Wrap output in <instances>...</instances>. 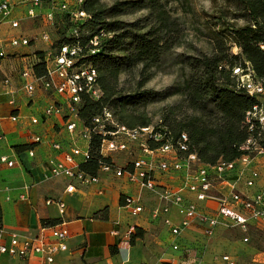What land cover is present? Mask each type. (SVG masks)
Instances as JSON below:
<instances>
[{
	"label": "built area",
	"instance_id": "2783aa9c",
	"mask_svg": "<svg viewBox=\"0 0 264 264\" xmlns=\"http://www.w3.org/2000/svg\"><path fill=\"white\" fill-rule=\"evenodd\" d=\"M84 0H18L16 5L9 1L0 3V22L11 18L15 6L25 10L26 16L38 22L44 29H55L65 20L71 25L67 33L69 43L58 47L51 46L45 53V76L36 78L32 74L33 65L37 62L25 64L20 72L22 90L32 98L37 88L51 96L64 99L63 105L49 103L43 109L42 117H63L66 132L73 139L83 138L88 141L93 135L102 137L100 155L109 158L111 165L104 164L100 171L113 172L118 178L125 177L128 182L137 184L140 189L147 191L156 199L157 206L152 208V219H162L172 241L169 248L174 253L183 249L181 241L185 232L193 227H199L204 237L211 238L221 227L237 228L247 233L250 226L264 227V78L256 77L249 66L235 67L231 75L235 81V90L243 92L255 101L244 117L247 132L245 142L239 148L242 155L232 162L218 161L216 164L204 165L196 155H185L188 150L187 137L183 134L175 144H163L156 149L149 148V142L158 143L159 134L154 131V126L147 128L129 129L120 125L113 113L104 109L102 114L95 117L90 127L82 126L78 131L76 121L82 102V96L92 100L101 97L96 79V71L87 64H80L83 48L80 44L78 25L89 19L83 11ZM12 29H18V21L10 22ZM40 39L49 43L50 34L46 30L40 33ZM11 47H28L30 41L23 36L12 37L9 40ZM93 47L90 54H95L98 41H90ZM6 53L0 50V59ZM0 83L5 88L7 96L14 95L12 79L2 77ZM8 105L15 107L14 99ZM12 122H17L16 116H11ZM33 125L38 124V119H32ZM81 124V122H80ZM82 125V124H81ZM40 136H33L31 144H40ZM65 151L60 143L52 144L55 155L48 159V175L44 181L66 179L69 182L67 193H73L74 184L87 186L98 182V177H91L80 171V164L88 158L87 151L83 154L74 143ZM32 156V151L29 152ZM127 155L131 158L124 168H117L114 157ZM138 155V156H137ZM0 163L13 167L14 163L6 157L0 158ZM179 175L180 183L177 186L159 184L157 176L174 177ZM123 206L129 209L132 216L139 215L143 208L136 205L138 200L133 197H124ZM47 205L52 202H47ZM60 215H64L65 206L56 202ZM174 209L175 218L171 216ZM50 227L51 237L55 242L46 241L44 237L30 240H20L16 235L10 237L8 246L0 243V255L27 260L31 255L40 256L45 264H52L57 253L67 251L64 241L68 231L63 226ZM135 227H129L126 237L130 238ZM113 235H118L113 232ZM247 240V239H246ZM224 264H236L228 257H222ZM167 264H180L176 259H170ZM186 264H197L195 261Z\"/></svg>",
	"mask_w": 264,
	"mask_h": 264
},
{
	"label": "trees",
	"instance_id": "16d2710c",
	"mask_svg": "<svg viewBox=\"0 0 264 264\" xmlns=\"http://www.w3.org/2000/svg\"><path fill=\"white\" fill-rule=\"evenodd\" d=\"M171 1H118L106 7L101 0H84L83 11L89 19L78 25L83 48L79 65L87 64L96 71L101 97L92 100L82 96L78 119L88 128L92 120L107 109L126 128L154 126L161 140L149 142L150 149L167 143L175 145L185 134L188 147L185 155L194 154L202 164L210 166L220 160L235 161L242 155L239 148L247 138L244 117L255 101L235 90L231 70L249 64L256 77L264 78V0H226L229 14L220 13L204 24L210 35V53L183 59L189 70L183 85L170 93L145 90L144 85L151 77L149 71L157 67L167 53L179 47L184 37L182 23L167 10ZM127 10L144 15L126 22L121 17ZM238 20L243 24L237 25ZM61 24L66 27V35L54 47L69 43L67 33L71 25L66 20ZM94 38L98 45L92 55L90 41ZM232 47L238 50L237 54L230 53ZM44 57V52L35 53L37 62L32 74L36 78L45 76ZM134 74L139 78L136 90L123 94L118 88L119 78ZM174 95H179L181 102L164 109L155 125L147 116H138L140 110ZM101 140L99 135L91 137L87 161L79 167L91 177H98L102 165L112 164L111 159L100 155ZM20 148L24 150L29 146ZM42 224L56 225L50 221ZM137 230L131 236V243L142 237Z\"/></svg>",
	"mask_w": 264,
	"mask_h": 264
},
{
	"label": "crops",
	"instance_id": "0c3cea01",
	"mask_svg": "<svg viewBox=\"0 0 264 264\" xmlns=\"http://www.w3.org/2000/svg\"><path fill=\"white\" fill-rule=\"evenodd\" d=\"M4 1L13 5L18 2L0 0V3ZM13 21L19 22L18 29L11 28L10 22ZM37 23L29 19L25 10L19 6L14 7L9 20L0 22V50L6 53V57L0 59V74L3 78L12 79L15 92L14 95L7 96L0 83V158L6 157L14 163L11 168L0 163V243L8 246L12 235L20 240L44 237L46 241L53 243L55 240L51 237L50 227H43L42 224L43 221H50L68 231V237L64 241L67 251L54 255L52 264H149V247L145 244V239L156 235L162 244L161 240L170 235L162 219L154 220L150 215L151 209L157 206L156 199L150 193L140 189L137 184L128 182L125 177H116L113 172H100L98 182L87 186L74 184L76 189L73 193H67L66 189L71 182L66 179L44 181V176L48 175L47 161L55 155L52 144L60 143L68 151L72 143L78 146L79 140L73 139L66 132L65 118L42 117L46 105L52 102L63 105V98L51 96L39 88L29 98L22 90L23 83L19 79L21 68L34 61L35 53L49 51L47 44H31L36 38H40ZM28 35H35V39L28 38ZM18 36L27 38L29 46L11 47L9 40ZM10 99L15 101L14 108L8 105ZM11 116H16L17 122H12ZM32 119H38V124L33 125ZM33 136H40L41 143L32 145ZM24 146L29 148L22 150L20 147ZM122 155L124 159L120 161L121 158L118 157ZM122 155L114 157L116 167L121 169L131 161L129 156ZM179 177L157 176L159 184L173 186L180 183ZM124 197L137 199L136 205L141 206L143 211L132 216L129 209L123 206ZM47 202L52 204L47 205ZM56 202L64 204V215H60ZM175 215L173 209L171 216L174 220ZM129 227H135L142 235L141 238H135L133 243L131 237H126ZM113 232L118 235H113ZM135 233L136 230L133 235ZM199 233L201 234L200 228L193 227L184 236ZM171 241L170 236L167 247ZM181 241L184 250L170 259L186 264L192 260L182 259L187 247L183 236ZM261 256L264 264V253ZM0 264L45 263L37 255H31L27 260L0 255Z\"/></svg>",
	"mask_w": 264,
	"mask_h": 264
},
{
	"label": "rangeland",
	"instance_id": "374dc122",
	"mask_svg": "<svg viewBox=\"0 0 264 264\" xmlns=\"http://www.w3.org/2000/svg\"><path fill=\"white\" fill-rule=\"evenodd\" d=\"M118 1L136 0H101L106 7H111L112 4ZM226 9V0H173L168 2L167 10L170 11L172 17L179 19V22L182 23L184 37L179 47L167 53L161 63L149 71L151 77L145 83L144 89L170 93L180 88L189 73L188 68L183 63V59L194 57L200 53H210L211 46L208 42L210 35L204 24L207 20L211 21L212 17H217L220 13L229 14ZM143 15V12L127 10L126 15L122 16L121 19L126 22H133ZM236 23L237 25L243 24L241 20ZM37 27L40 29L38 35L46 30L50 34L51 41L45 43L40 38L35 39V35H28V38L35 39L31 43L33 45L44 43L49 45L46 46L48 50H51V45L54 46L55 43L65 38L66 27L62 24L55 29H44L40 24ZM230 53L237 54L238 50L232 47ZM138 81L139 78L136 74L132 76L122 75L118 80V88L122 90L123 94L128 91L133 92L136 90ZM181 100L182 98L179 95L171 96L162 102L151 104L140 110L138 116L141 114L147 116L151 119V123L155 125L158 123L161 112L164 109L178 105ZM76 123L78 131H80L81 124L78 121ZM87 146L88 141L79 138L78 148L83 154L87 151ZM118 158H121L120 161H122L124 156L122 155ZM156 231L158 232L159 229ZM161 241L162 244L159 243L160 241H158L156 235L145 239V244L149 247L147 249L149 256L147 262L149 264H167L166 260L177 256V253L172 252L167 247L170 235H167ZM183 242L187 250L182 254V259L192 260L197 264H224L222 262V257L224 256L232 258L236 264H262L263 256L261 254L264 253V228L250 226L247 233H243L237 228L221 227L211 238L204 237L200 233L193 236L183 235Z\"/></svg>",
	"mask_w": 264,
	"mask_h": 264
}]
</instances>
